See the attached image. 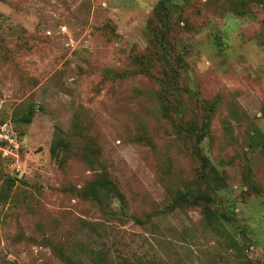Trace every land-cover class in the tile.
I'll use <instances>...</instances> for the list:
<instances>
[{
	"label": "rangeland",
	"instance_id": "rangeland-1",
	"mask_svg": "<svg viewBox=\"0 0 264 264\" xmlns=\"http://www.w3.org/2000/svg\"><path fill=\"white\" fill-rule=\"evenodd\" d=\"M173 1L179 77L160 0H0V264H264V0ZM102 175L123 200L82 197Z\"/></svg>",
	"mask_w": 264,
	"mask_h": 264
},
{
	"label": "trees",
	"instance_id": "trees-1",
	"mask_svg": "<svg viewBox=\"0 0 264 264\" xmlns=\"http://www.w3.org/2000/svg\"><path fill=\"white\" fill-rule=\"evenodd\" d=\"M178 3L173 0H160V3L156 7V17L161 22L160 29L158 30V36L154 38V42L158 46V50L160 51L161 55H159V60L163 63L166 67L170 68L171 71L174 73L175 77L180 76V69L184 68V64L187 60V45L179 44V48L177 44H174L171 41L172 31L174 28H171L169 24L170 15H172L173 11L177 9ZM217 42V41H216ZM221 42L220 37L218 38V42ZM135 65H145L143 60L140 58H134ZM168 80V79H167ZM166 79L156 78L157 83L159 84L160 94L159 98L165 104L170 103V106H164L167 114H170V111H173L177 114L182 115L183 113V106L179 103V94L178 96L173 95L172 98L168 97L167 93V85L172 87L175 90H178L176 85L171 84L170 80L167 81ZM176 97L177 104H174V98ZM169 100V102H168ZM176 106V107H175ZM212 107L207 108V112L205 116H203V125L197 126L196 124L192 123L188 127L185 128V131L188 136L195 137V141L197 144H200L205 137L207 136L209 123H210V111H212ZM15 114V113H14ZM17 114V112H16ZM35 110L30 109L28 112L23 114L20 118L21 122L30 123L34 117ZM4 123L3 119L1 120ZM6 122V121H5ZM69 144L62 138V136H58V138L54 141L52 146V154L57 157L58 151L60 148H68ZM90 161V160H89ZM206 179V178H205ZM8 184L11 183V179H9ZM220 179L217 181L219 184ZM116 196L123 200V194L118 188L117 184L112 181L107 175H102L98 177L95 181L89 183L83 190L82 197L87 200H92L94 203L98 204L99 206H107L109 205L110 199ZM189 197L196 198L198 200L204 201L205 204H208L204 208V212L206 215L214 216V212L211 210L209 202L212 201V198L209 193L199 191V193L191 192ZM211 217L209 220H211ZM60 256L64 259L65 262L68 264H80L76 259L70 256L66 252H62L60 250Z\"/></svg>",
	"mask_w": 264,
	"mask_h": 264
},
{
	"label": "built area",
	"instance_id": "built-area-1",
	"mask_svg": "<svg viewBox=\"0 0 264 264\" xmlns=\"http://www.w3.org/2000/svg\"><path fill=\"white\" fill-rule=\"evenodd\" d=\"M8 123L7 122H4L2 123L0 121V141H2L3 139L4 140H7L9 141L10 143H13V141L15 140L14 138V131L11 129V131H8L7 127H8ZM14 138V140H13Z\"/></svg>",
	"mask_w": 264,
	"mask_h": 264
}]
</instances>
